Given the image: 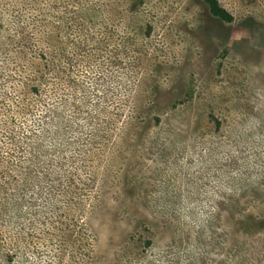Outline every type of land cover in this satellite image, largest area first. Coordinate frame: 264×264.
I'll use <instances>...</instances> for the list:
<instances>
[{
  "label": "rangeland",
  "instance_id": "374dc122",
  "mask_svg": "<svg viewBox=\"0 0 264 264\" xmlns=\"http://www.w3.org/2000/svg\"><path fill=\"white\" fill-rule=\"evenodd\" d=\"M220 2L0 0V264H264V0Z\"/></svg>",
  "mask_w": 264,
  "mask_h": 264
},
{
  "label": "trees",
  "instance_id": "16d2710c",
  "mask_svg": "<svg viewBox=\"0 0 264 264\" xmlns=\"http://www.w3.org/2000/svg\"><path fill=\"white\" fill-rule=\"evenodd\" d=\"M207 7L208 12L211 16L215 17L221 22L230 23L234 21L233 13L221 4L220 0H201ZM40 77L36 78V81H41ZM36 93L39 92V87L35 86ZM4 163L3 153L0 152V164ZM10 169H3L0 167V182H10L7 177L10 174Z\"/></svg>",
  "mask_w": 264,
  "mask_h": 264
}]
</instances>
